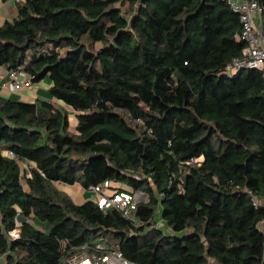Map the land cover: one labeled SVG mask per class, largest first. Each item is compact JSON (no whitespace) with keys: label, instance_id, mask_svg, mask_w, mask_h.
I'll return each instance as SVG.
<instances>
[{"label":"trees","instance_id":"obj_1","mask_svg":"<svg viewBox=\"0 0 264 264\" xmlns=\"http://www.w3.org/2000/svg\"><path fill=\"white\" fill-rule=\"evenodd\" d=\"M15 1L0 66L49 76L64 107L0 98V264H62L95 241L136 264H264V77L225 74L245 47L229 0ZM109 178L149 195L137 223L55 185ZM160 202L171 234L152 227Z\"/></svg>","mask_w":264,"mask_h":264},{"label":"built area","instance_id":"obj_2","mask_svg":"<svg viewBox=\"0 0 264 264\" xmlns=\"http://www.w3.org/2000/svg\"><path fill=\"white\" fill-rule=\"evenodd\" d=\"M232 10L239 15L242 25L241 32L237 34L238 41L243 42L245 47L242 56L235 58L225 68V74L229 77L236 76L239 72L247 69L261 71L264 77V31L259 26L258 17L264 21V8L261 7L257 0H229ZM8 76L12 87L15 91L31 89L33 83L31 78L23 71V69L8 70ZM2 155L8 158H15V154L11 150H2ZM202 161V158H192L183 164L192 165ZM31 163L27 160L21 162L20 173L22 182L25 176L30 173ZM117 179H105L100 184L90 187L89 191L94 196V200L99 209L105 213L110 210H117L127 219L136 222V211L140 204H148L149 195L144 190H133L128 186L121 184ZM173 180L170 181V185ZM120 185L115 189V193L110 194L108 191ZM163 198V195H160ZM255 206L259 205L256 198H253ZM157 211L160 210L162 202L158 204ZM161 212V210H160ZM134 216H131V214ZM162 219V218H161ZM161 223H164L163 220ZM21 222L17 221V226H21ZM159 223L154 219L152 227L158 229ZM264 232V227L262 228ZM9 241L12 243L20 238V229H14L8 232ZM68 240L63 241V246H68ZM124 245V244H123ZM123 245L119 244L116 248L109 247L105 241H95L93 243H84L80 247L74 248L72 254L67 256L62 264H136L134 260L126 257L123 252Z\"/></svg>","mask_w":264,"mask_h":264},{"label":"crops","instance_id":"obj_3","mask_svg":"<svg viewBox=\"0 0 264 264\" xmlns=\"http://www.w3.org/2000/svg\"><path fill=\"white\" fill-rule=\"evenodd\" d=\"M240 1V0H233ZM17 14L16 1L0 0V25L5 22H12ZM260 28L264 31V21L261 17L257 18ZM52 87V82L50 79H44L37 85H33L31 89H24L21 91H15L11 85L8 69L5 66H0V98L4 100L22 101L26 103H37L39 101H48L56 104L59 107H64L60 102L50 99L49 90ZM70 110V109H69ZM72 126H76L75 113L70 110ZM59 190H62L70 195L76 204H82L87 200L94 199V196L86 191L80 184L66 185L61 182L55 183ZM264 227V221L260 224V228Z\"/></svg>","mask_w":264,"mask_h":264},{"label":"rangeland","instance_id":"obj_4","mask_svg":"<svg viewBox=\"0 0 264 264\" xmlns=\"http://www.w3.org/2000/svg\"><path fill=\"white\" fill-rule=\"evenodd\" d=\"M99 46L97 45L96 49L98 48ZM45 79H50L49 76H47ZM121 185V184H120ZM120 185H116L114 188L110 189L108 192L110 194H113L115 193V189L118 188ZM92 194V193H91ZM163 207L161 205V208L160 210H162ZM160 210L157 211L156 213V216H155V220L157 223H159V226L157 227L159 230H162L164 231L165 233L167 234H171V231L169 230V228L165 225V223H161L162 222V219H161V214H160ZM131 216H134V214L132 213ZM136 222H137V219H136Z\"/></svg>","mask_w":264,"mask_h":264},{"label":"water","instance_id":"obj_5","mask_svg":"<svg viewBox=\"0 0 264 264\" xmlns=\"http://www.w3.org/2000/svg\"><path fill=\"white\" fill-rule=\"evenodd\" d=\"M242 72V71H241ZM241 72H239L237 75H240L241 74Z\"/></svg>","mask_w":264,"mask_h":264}]
</instances>
